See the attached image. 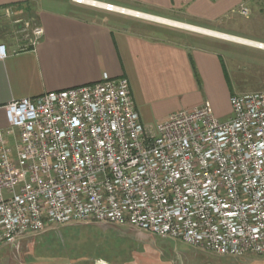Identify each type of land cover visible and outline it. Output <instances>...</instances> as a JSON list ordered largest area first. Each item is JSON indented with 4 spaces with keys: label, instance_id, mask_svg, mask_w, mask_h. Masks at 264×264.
I'll return each instance as SVG.
<instances>
[{
    "label": "built area",
    "instance_id": "1",
    "mask_svg": "<svg viewBox=\"0 0 264 264\" xmlns=\"http://www.w3.org/2000/svg\"><path fill=\"white\" fill-rule=\"evenodd\" d=\"M4 16L24 50L35 49L43 27L12 7ZM7 55L1 43L0 60ZM230 105L227 120L206 103L153 130L128 80L107 75L13 100L0 130V246L55 227L105 224L220 257L264 258V91L234 94Z\"/></svg>",
    "mask_w": 264,
    "mask_h": 264
},
{
    "label": "crops",
    "instance_id": "2",
    "mask_svg": "<svg viewBox=\"0 0 264 264\" xmlns=\"http://www.w3.org/2000/svg\"><path fill=\"white\" fill-rule=\"evenodd\" d=\"M88 1L261 42L236 32L238 22L226 21L247 0ZM65 3L56 9L41 0H0V44L8 50L0 60V130L8 125L5 108L13 100L95 83L104 75L128 80L141 121L153 130L169 115L206 103L219 119L231 116L230 97L236 93L223 57L204 38L227 40L73 0ZM6 7L43 27L35 49L24 50L4 16Z\"/></svg>",
    "mask_w": 264,
    "mask_h": 264
},
{
    "label": "rangeland",
    "instance_id": "3",
    "mask_svg": "<svg viewBox=\"0 0 264 264\" xmlns=\"http://www.w3.org/2000/svg\"><path fill=\"white\" fill-rule=\"evenodd\" d=\"M41 4L57 9L66 3L65 0H41ZM241 7L236 10L239 14ZM244 7L249 10L247 17L235 12L226 21L238 22L236 32L240 35L264 42V0H247ZM204 39L217 47L223 57L236 94L264 91V51ZM145 92L142 91L143 96ZM138 97L142 101L141 95ZM98 261L106 264H264L260 256L220 257L128 226L105 224L55 227L39 235L27 236L15 245L0 246V264H95Z\"/></svg>",
    "mask_w": 264,
    "mask_h": 264
},
{
    "label": "bare ground",
    "instance_id": "4",
    "mask_svg": "<svg viewBox=\"0 0 264 264\" xmlns=\"http://www.w3.org/2000/svg\"><path fill=\"white\" fill-rule=\"evenodd\" d=\"M82 1L84 3L90 4L92 6H98V7H104L105 6V4L91 2V1H88V0H82ZM114 10L119 11V12H123L124 14L137 16V17H140V18L152 20V21H155V22H159V23H163V24H167V25H171V26H176V27H179V28H183V29H186V30H190V31H193V32H198V33L209 35V36H213V37H216V38H220V39L231 41V42H235V43H240V44L253 46V47L259 46V44H260V43H257V42H252V41L241 39V38H236V37H232V36H228V35H223V34H219V33H216V32L210 31V30L201 29V28H198V27L185 25V24H181V23H178V22H171V21L164 20V19H161V18L153 17V16H150V15L142 14V13L140 14V13L128 11V10H124V9L117 8V7H114Z\"/></svg>",
    "mask_w": 264,
    "mask_h": 264
},
{
    "label": "water",
    "instance_id": "5",
    "mask_svg": "<svg viewBox=\"0 0 264 264\" xmlns=\"http://www.w3.org/2000/svg\"><path fill=\"white\" fill-rule=\"evenodd\" d=\"M95 264H106V263L105 262H102V261H98Z\"/></svg>",
    "mask_w": 264,
    "mask_h": 264
}]
</instances>
